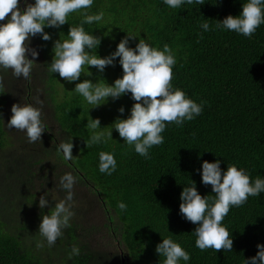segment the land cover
Returning <instances> with one entry per match:
<instances>
[{
  "label": "trees",
  "instance_id": "trees-1",
  "mask_svg": "<svg viewBox=\"0 0 264 264\" xmlns=\"http://www.w3.org/2000/svg\"><path fill=\"white\" fill-rule=\"evenodd\" d=\"M245 2L205 0L202 5L185 2L170 8L164 0H93L91 8L70 13L59 28L45 27L50 40L39 34L30 38L36 46H29L39 53L30 79L0 68V264H163L164 257L156 251L163 238L190 254V260L180 264H245L257 254V245L264 244V192L232 206L222 221L233 239L230 252L197 248V225L180 214L181 193L193 182L201 195L215 197L212 186L202 182L205 160H219L223 171L233 163L245 169L253 183L257 177L264 179V24L251 38L215 28L228 15H240ZM20 6L26 7L25 0ZM85 11L104 13L103 21L83 25L101 39L90 54L107 57L126 36L131 48L140 39L161 50L168 44L176 58L173 88L203 104L193 120L182 126L167 124L161 133L164 142L149 149V158L139 155L114 128L117 119L131 115V93L93 107L74 91L85 79L114 84L123 76L119 57L102 73L86 65L84 71L92 75L82 73L74 82L49 71L55 41L68 39L70 27L80 25ZM205 21L212 30L202 29ZM36 97L43 101L45 131L41 140L29 143L26 132L9 129L7 121L14 103L40 107ZM97 118L101 127L96 131L112 130L113 138L88 147L92 133L86 125ZM61 142L73 143L72 160L65 161L62 150L57 151ZM101 152L114 154L116 170L111 175L99 170ZM69 172L76 178L71 227L48 247L39 225L66 197L60 179ZM45 194L49 203L42 209L39 199ZM119 202L125 210L118 208ZM40 240L42 249L36 247ZM73 245L80 254L69 259Z\"/></svg>",
  "mask_w": 264,
  "mask_h": 264
},
{
  "label": "clouds",
  "instance_id": "clouds-1",
  "mask_svg": "<svg viewBox=\"0 0 264 264\" xmlns=\"http://www.w3.org/2000/svg\"><path fill=\"white\" fill-rule=\"evenodd\" d=\"M170 8H180L185 2L189 5L196 3L202 5L205 0H164ZM26 7L21 8L20 0H0V68L11 69L16 78L30 79L33 61L39 53L31 48L30 38L38 34L44 41L51 39L45 27H57L68 22L70 13L89 9L93 0H35L29 3L25 0ZM83 20L79 26H71L68 39H58L54 43V57L50 63L49 71L58 73L68 82L78 81L85 72L87 65L97 68L101 73L109 65L114 66V61L119 57L123 69V76L117 78L114 84L98 81L93 83L89 79L76 84L74 91L80 94L88 104L98 107L107 102L108 98L118 99L122 95L131 93L135 101L131 108V115L126 119H117L114 128L135 151L149 158V149L164 142L161 135L166 125L174 123L182 126L185 120L191 121L199 116L203 104L197 103L187 97L186 93L173 88V66L176 58L172 48L164 44L163 49L151 46L144 39H140L135 48L128 46L129 37L123 38L115 52L107 57L90 54V51L100 45L101 39L87 33L84 24L101 22L104 13H82ZM264 24V0H247L243 4L242 12L238 16L228 15L215 25L216 29H226L251 38L257 28ZM204 31L212 30L207 21L201 25ZM134 36V35H130ZM202 38V34H201ZM31 54L32 59H29ZM36 107L31 103H14L11 108L12 116L7 121L9 129L26 132L28 142L35 143L42 138L45 131L41 120L43 101L36 97ZM121 113L124 108L119 109ZM92 133L87 146L101 142L106 143L113 138L112 130L96 131L101 127L100 119L89 120L87 125ZM60 137L64 133H58ZM73 143L61 142L57 151L63 152V159H73ZM99 170L101 173L111 175L116 170L114 154L101 152L99 154ZM221 162L202 164V182L211 185L215 197L201 195L195 182L184 187L181 193L180 214L187 221L197 225L194 233L195 245L201 251L213 249L230 252L233 249V239L222 221L227 216L232 206L239 207L247 202L249 196H259L264 192V179L257 177L252 182L250 175L243 168L229 163L227 170L223 171ZM76 178L72 173L64 174L60 179L61 187L66 190L64 199L55 203L49 214L42 217L39 225V235L47 241L48 247L55 245L58 238L63 236V229L71 227L70 220L74 216L71 210L73 200V186ZM49 201L46 194L39 199V206L43 209ZM120 210H125L123 202L118 203ZM43 240L37 241L36 247H44ZM259 251L245 264H264V244L257 245ZM157 253L164 257L163 264H180L190 260V254L171 238H163L162 243L156 247ZM80 254L78 246L73 245L69 253L72 256Z\"/></svg>",
  "mask_w": 264,
  "mask_h": 264
},
{
  "label": "rangeland",
  "instance_id": "rangeland-1",
  "mask_svg": "<svg viewBox=\"0 0 264 264\" xmlns=\"http://www.w3.org/2000/svg\"><path fill=\"white\" fill-rule=\"evenodd\" d=\"M32 46H36V43H34L33 41L30 43ZM61 89V88H60ZM80 203L85 204L86 200L84 199H80Z\"/></svg>",
  "mask_w": 264,
  "mask_h": 264
}]
</instances>
